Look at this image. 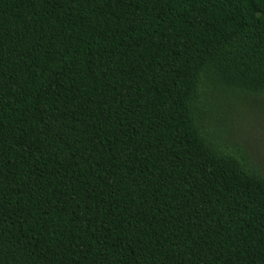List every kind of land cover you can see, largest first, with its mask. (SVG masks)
I'll use <instances>...</instances> for the list:
<instances>
[{"label": "trees", "instance_id": "16d2710c", "mask_svg": "<svg viewBox=\"0 0 264 264\" xmlns=\"http://www.w3.org/2000/svg\"><path fill=\"white\" fill-rule=\"evenodd\" d=\"M220 93L264 100V0H0V264H264Z\"/></svg>", "mask_w": 264, "mask_h": 264}, {"label": "rangeland", "instance_id": "374dc122", "mask_svg": "<svg viewBox=\"0 0 264 264\" xmlns=\"http://www.w3.org/2000/svg\"><path fill=\"white\" fill-rule=\"evenodd\" d=\"M230 100L226 93L212 96L213 106L207 112L211 123L224 122L234 139L245 146L246 152L264 169V100L251 101V105H235L228 111L221 109L220 102ZM208 101V102H209Z\"/></svg>", "mask_w": 264, "mask_h": 264}]
</instances>
